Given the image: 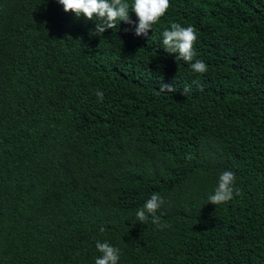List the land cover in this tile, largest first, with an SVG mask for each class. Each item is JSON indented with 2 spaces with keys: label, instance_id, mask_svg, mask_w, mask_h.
I'll use <instances>...</instances> for the list:
<instances>
[{
  "label": "trees",
  "instance_id": "trees-1",
  "mask_svg": "<svg viewBox=\"0 0 264 264\" xmlns=\"http://www.w3.org/2000/svg\"><path fill=\"white\" fill-rule=\"evenodd\" d=\"M170 5L147 37L131 8L97 36L57 0H0V264H95L97 240L118 264H264V0ZM172 23L206 73L164 51ZM224 170L241 194L215 206ZM153 192L168 227L136 217Z\"/></svg>",
  "mask_w": 264,
  "mask_h": 264
},
{
  "label": "clouds",
  "instance_id": "clouds-1",
  "mask_svg": "<svg viewBox=\"0 0 264 264\" xmlns=\"http://www.w3.org/2000/svg\"><path fill=\"white\" fill-rule=\"evenodd\" d=\"M63 6L64 11L73 13L77 18L81 15L90 21H96V27L91 34L103 36L104 32L109 29H116L120 22L132 25L129 11H133L138 19V25H134L136 36L147 37L148 32L170 8V0H133L130 5L127 0H57ZM119 22V23H118ZM164 51L169 54H175L176 61L183 60L190 64L191 69L196 73H206L207 65L194 58L196 57L195 43L198 39L197 31L192 26L184 27L179 23H172L170 28L165 29L162 33ZM203 91V86H200ZM191 91L186 86L182 95L187 96ZM161 93H174L176 88L168 84H161ZM98 101H103L104 93L97 91ZM240 190L236 187L235 173L224 170L218 177V183L214 193L209 195L208 201L213 205L225 204L231 201L235 196L240 195ZM165 204L164 198L153 192L144 205L136 212V217L141 223L147 222L151 217V223L159 228L168 227L161 223V217L157 215L158 211ZM106 229L101 227L100 232ZM96 249L101 254L95 259V264H118L120 260V249L112 246L109 242L100 240L96 241Z\"/></svg>",
  "mask_w": 264,
  "mask_h": 264
}]
</instances>
